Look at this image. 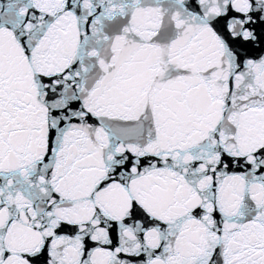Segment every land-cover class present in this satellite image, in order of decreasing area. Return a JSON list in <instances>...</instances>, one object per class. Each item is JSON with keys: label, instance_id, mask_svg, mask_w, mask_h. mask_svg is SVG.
<instances>
[{"label": "snow or ice", "instance_id": "1", "mask_svg": "<svg viewBox=\"0 0 264 264\" xmlns=\"http://www.w3.org/2000/svg\"><path fill=\"white\" fill-rule=\"evenodd\" d=\"M0 264H264V0H0Z\"/></svg>", "mask_w": 264, "mask_h": 264}]
</instances>
